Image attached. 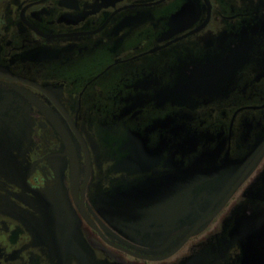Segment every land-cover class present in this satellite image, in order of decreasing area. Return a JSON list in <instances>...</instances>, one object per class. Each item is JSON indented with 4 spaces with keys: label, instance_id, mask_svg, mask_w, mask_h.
I'll use <instances>...</instances> for the list:
<instances>
[{
    "label": "flooded vegetation",
    "instance_id": "1",
    "mask_svg": "<svg viewBox=\"0 0 264 264\" xmlns=\"http://www.w3.org/2000/svg\"><path fill=\"white\" fill-rule=\"evenodd\" d=\"M0 264H264V0H0Z\"/></svg>",
    "mask_w": 264,
    "mask_h": 264
}]
</instances>
